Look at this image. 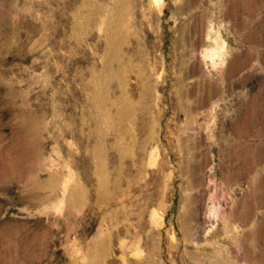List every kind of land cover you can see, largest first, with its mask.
<instances>
[{
    "label": "rangeland",
    "instance_id": "374dc122",
    "mask_svg": "<svg viewBox=\"0 0 264 264\" xmlns=\"http://www.w3.org/2000/svg\"><path fill=\"white\" fill-rule=\"evenodd\" d=\"M0 264H264V0H0Z\"/></svg>",
    "mask_w": 264,
    "mask_h": 264
}]
</instances>
